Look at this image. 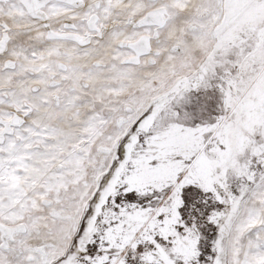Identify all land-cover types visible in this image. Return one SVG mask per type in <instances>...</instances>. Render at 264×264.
<instances>
[{"label":"snow or ice","instance_id":"6c2138e0","mask_svg":"<svg viewBox=\"0 0 264 264\" xmlns=\"http://www.w3.org/2000/svg\"><path fill=\"white\" fill-rule=\"evenodd\" d=\"M0 264H264V0H0Z\"/></svg>","mask_w":264,"mask_h":264}]
</instances>
